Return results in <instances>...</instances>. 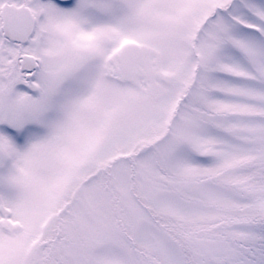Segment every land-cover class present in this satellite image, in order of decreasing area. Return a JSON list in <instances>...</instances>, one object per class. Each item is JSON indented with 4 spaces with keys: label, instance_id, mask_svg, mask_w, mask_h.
Segmentation results:
<instances>
[{
    "label": "snow or ice",
    "instance_id": "6c2138e0",
    "mask_svg": "<svg viewBox=\"0 0 264 264\" xmlns=\"http://www.w3.org/2000/svg\"><path fill=\"white\" fill-rule=\"evenodd\" d=\"M0 264H264V0H0Z\"/></svg>",
    "mask_w": 264,
    "mask_h": 264
}]
</instances>
